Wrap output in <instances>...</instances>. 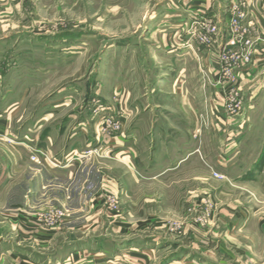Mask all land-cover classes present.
<instances>
[{"label":"crops","instance_id":"crops-1","mask_svg":"<svg viewBox=\"0 0 264 264\" xmlns=\"http://www.w3.org/2000/svg\"><path fill=\"white\" fill-rule=\"evenodd\" d=\"M167 7L165 18H176L169 39L196 20L227 30L236 11L245 14L241 28L254 51L249 103L230 118L221 106L191 105L185 88L117 90L108 100L122 130L106 136L91 98L68 88L50 95L52 86L43 94L41 82L28 79L12 87L1 77L0 264H264V106L259 91L247 90L264 83V0H167ZM177 42L160 47L177 50ZM156 94L163 102L151 101ZM97 146L105 159L82 156ZM29 147L62 168L33 163ZM101 187L120 195L115 211L103 210ZM54 204L75 216L43 229L35 216Z\"/></svg>","mask_w":264,"mask_h":264},{"label":"rangeland","instance_id":"rangeland-1","mask_svg":"<svg viewBox=\"0 0 264 264\" xmlns=\"http://www.w3.org/2000/svg\"><path fill=\"white\" fill-rule=\"evenodd\" d=\"M167 8V0H0V78L6 76V82L15 87L21 80L41 82L38 91L43 94L52 91L50 95H55L63 88L80 92L83 98H91L92 114L101 120L110 106L108 98L117 90L142 96L178 93L180 88L192 92L191 105L221 106L230 118H236L249 103L245 78L252 76L254 62L253 49L244 46V39L252 38L233 24L236 8L227 30H221L217 20L201 19L172 39L176 18H165ZM207 24L216 28L209 45L204 40L210 38ZM176 37L180 49L176 50V44L170 51L160 47L176 43ZM45 73L50 78L46 83L38 79ZM251 87L248 92L259 91L255 101L264 106V83ZM154 96L151 101L163 102L161 95ZM99 104L103 109L96 111ZM206 117L198 114L207 128ZM105 154L101 151V156L93 155L90 161L105 159ZM215 174L214 178L222 180ZM101 192L110 193L101 187L95 195ZM110 194L119 204L120 195ZM100 201L104 211H115L107 200ZM53 207L65 209L67 220L75 216L71 206L46 208Z\"/></svg>","mask_w":264,"mask_h":264},{"label":"built area","instance_id":"built-area-1","mask_svg":"<svg viewBox=\"0 0 264 264\" xmlns=\"http://www.w3.org/2000/svg\"><path fill=\"white\" fill-rule=\"evenodd\" d=\"M245 19V14L243 12H239L235 18V21H233V24L235 26V28L237 30L241 29V22L242 20ZM206 26V34L210 36L209 37H205V43H207L208 45L211 43L212 41V36L216 35V28L211 26V24H207ZM243 41V38H242ZM244 46H246V48H248L249 50L252 48L253 49V42L251 40H249L248 38L244 39ZM101 109H103V106H101L99 104V107H97L96 111H100ZM107 111V115L106 117L102 120V125H101V133L102 134H106V135H110L113 133H119L122 130V125L120 122V119L117 120L115 118H113L112 116V110L113 107L109 106L107 108H105ZM30 154H31V161L35 164H38L40 166H49L52 168H56V169H60L62 168L50 155H48L45 152H40L39 150H36L34 148H30ZM101 149H99V147H95L91 150H89L88 152H84L82 153V156L84 158H92L93 155H98L101 156ZM71 161H74V159H71ZM216 177L218 178H222V176L215 174ZM98 198L100 200H107L108 204H111V206H113V208L116 207V205L118 204V202L116 203V200L114 198L113 195L109 194H104L103 192H101V194L98 195ZM212 204L208 203V206L206 209L207 212L212 208ZM205 215L202 218L201 221L206 222L207 218H209V214L205 213ZM35 220L37 222V224L46 230H56L58 228H60L63 223L67 220L66 219V210L62 209V208H46L45 210L39 212L36 214L35 216Z\"/></svg>","mask_w":264,"mask_h":264}]
</instances>
